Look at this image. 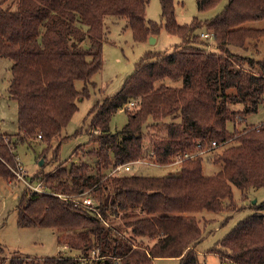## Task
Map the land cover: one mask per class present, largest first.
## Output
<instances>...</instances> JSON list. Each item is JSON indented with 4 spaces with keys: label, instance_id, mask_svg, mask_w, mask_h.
<instances>
[{
    "label": "trees",
    "instance_id": "1",
    "mask_svg": "<svg viewBox=\"0 0 264 264\" xmlns=\"http://www.w3.org/2000/svg\"><path fill=\"white\" fill-rule=\"evenodd\" d=\"M159 1L167 31L181 42L171 51L145 52L122 87L93 105L88 134L98 143L89 151L97 157L95 167L82 161L38 171L29 180L41 182L47 192H33L25 184L19 195L20 226L75 230L68 241L80 255L29 259L16 255L9 264H152L156 258L170 257L179 258V264H207L197 250L204 237L199 214L234 211L233 186L243 193L264 187V119L247 123L249 114L264 109V58L232 49L244 48L250 40L257 46L264 27L245 24L264 19V0H227L215 16H195L185 24L177 19L175 0ZM221 1L196 4L206 11ZM149 2L13 0L8 6L0 2V55L13 61L10 96L18 103L19 128L14 135L0 134V176L7 180L14 176L10 166L17 165V144L31 143L39 135L47 145L58 140L53 155L57 158L70 137L62 136V131L79 109L78 99L90 96V86L96 84L92 78L103 67L106 18H126L134 39L147 41L162 27L146 17ZM202 31L212 38H203ZM210 39L217 50L208 48ZM165 78H182L183 83L157 84ZM78 80L84 82L82 89L76 87ZM133 100L135 106L124 109L126 123L112 130L114 114ZM150 120L166 122V134L153 136L147 149L144 129ZM237 122L245 124L242 129H237ZM80 134L77 129L71 135ZM207 147V157L216 153L213 161L222 164L212 175L204 174L205 155L185 157ZM145 153L158 164L183 156L181 173L108 174ZM84 192L97 211L57 195ZM253 202L256 212L239 220L211 248L222 264H264V199ZM93 251L97 254L91 256ZM4 261L0 255V264Z\"/></svg>",
    "mask_w": 264,
    "mask_h": 264
},
{
    "label": "rangeland",
    "instance_id": "2",
    "mask_svg": "<svg viewBox=\"0 0 264 264\" xmlns=\"http://www.w3.org/2000/svg\"><path fill=\"white\" fill-rule=\"evenodd\" d=\"M3 6L11 5L13 0H0ZM227 3L222 0L215 8L200 11L196 0H175L176 16L180 23H189L195 16L201 19L215 16ZM15 7V5L13 6ZM146 17L157 21L162 25L160 32L155 35L157 41L152 43L147 41H137L133 37L132 28L126 18L110 15L106 18L109 25L108 40L103 47V67L97 72L92 80L96 83L91 85L89 97L78 99L79 109L73 115L69 124L63 129L62 136L70 135L62 143L57 158H53L54 150L58 140H53L48 145L37 137L17 144V165L10 166L12 173L10 179L0 176V255L5 258L4 264H9L12 256L21 255L29 258H42L55 255H80L79 249L71 247L68 241L70 235H75L74 231H59L47 226H20L18 224V212L16 209L19 195L25 187V182L21 179L16 170L21 164L27 171L26 179L32 178L38 171H53L58 165H70L72 162L80 163L88 161L95 167L96 158L89 151L97 148L98 143L93 141L88 134L90 128V110L98 100H103L108 95L115 94L123 85L127 76L135 69L139 58L150 49H162L171 51L181 42V37L171 34L165 27V21L161 18V5L159 0H150ZM250 27H264V19L248 21L245 24ZM208 48L217 50L213 39L209 40ZM250 40L246 47L232 46L234 52L255 58H264V35L257 39ZM13 61L0 55V134L14 135L18 132V103L10 96L11 66ZM260 73V70H255ZM165 82L172 86H181L182 78H165L157 84ZM76 87L82 89L84 82L76 81ZM241 108L242 106H235ZM263 107L258 112L249 114L247 123L259 124V120L264 119ZM262 119V120H263ZM127 121L125 110L116 112L111 120V128L116 131L121 129ZM244 123L237 122V129H242ZM166 122H156L150 120L144 129V144L147 149L153 136H165ZM79 129L80 135H71ZM229 143H232L231 141ZM79 147L78 151L75 148ZM221 150V149H220ZM219 150V151H220ZM193 150L189 153H195ZM209 154V153H208ZM205 153L203 161V171L206 175H212L222 169L220 162L216 163ZM44 158L42 165L40 160ZM55 159V160H54ZM175 162L169 164H158L154 162L149 154L139 160L131 161V170L127 173L144 175H167L180 174L183 156H177ZM153 162V164H152ZM174 163V164H173ZM233 196L236 204L234 211L226 209L219 212L204 211L200 215L203 226V239L198 245L199 256L207 264H222L218 253L211 250L216 242L228 233L239 220L250 213H255L252 209V202H259L264 199V187L255 188L243 193L238 187L233 186ZM59 237L61 238L59 240ZM96 252H91L96 255ZM179 258H156L152 264H179ZM233 264V263H228Z\"/></svg>",
    "mask_w": 264,
    "mask_h": 264
},
{
    "label": "built area",
    "instance_id": "3",
    "mask_svg": "<svg viewBox=\"0 0 264 264\" xmlns=\"http://www.w3.org/2000/svg\"><path fill=\"white\" fill-rule=\"evenodd\" d=\"M201 36L203 38H206V39L212 38V34L208 31H202ZM135 104H136L135 100L130 101L129 103L124 105L122 110H124L125 108L132 109L135 106ZM39 137L41 138V135H39ZM216 145H217V143L214 141L212 143V146H216ZM209 150H210V147L202 148L199 151H196L195 153L185 154V157L187 158V157H194L196 155H202V154L204 155ZM152 164H153V162H152ZM131 168H132L131 162H128V163L113 167L112 169H110L108 171V174L109 175L121 174L123 172L131 170ZM16 173L18 174V176L21 179H23L25 184L33 190V192H39V193L47 192L46 188L41 184V182H39V181L33 182V181H30L29 179L25 178L28 171L21 164L18 165V170H16ZM57 195L61 198H64V199H71L76 204L88 206V207L97 211V207L95 206V203H94L92 197L90 195H88L86 192L78 194V195H67V194H62V193H57ZM224 264H227V263H224Z\"/></svg>",
    "mask_w": 264,
    "mask_h": 264
},
{
    "label": "water",
    "instance_id": "4",
    "mask_svg": "<svg viewBox=\"0 0 264 264\" xmlns=\"http://www.w3.org/2000/svg\"><path fill=\"white\" fill-rule=\"evenodd\" d=\"M149 40H150L152 43H155L156 40H157V38H156L154 35H151V36L149 37ZM43 162H44V158H42V159L40 160L39 164L42 165ZM254 201H256V200H254Z\"/></svg>",
    "mask_w": 264,
    "mask_h": 264
},
{
    "label": "crops",
    "instance_id": "5",
    "mask_svg": "<svg viewBox=\"0 0 264 264\" xmlns=\"http://www.w3.org/2000/svg\"><path fill=\"white\" fill-rule=\"evenodd\" d=\"M156 41H157V40H156ZM120 110H121V109H120ZM263 111H264V110H263ZM263 114H264V113H263ZM262 119H263V118H262ZM262 119H261V120H259L258 122L260 123V122L262 121ZM175 163H176V162H175ZM173 164H174V163H173ZM199 244H200V243H199ZM199 244H198V245H199ZM197 247H198V246H197Z\"/></svg>",
    "mask_w": 264,
    "mask_h": 264
}]
</instances>
